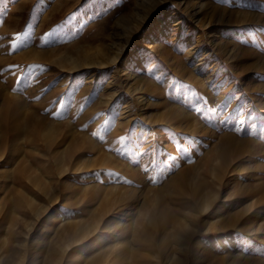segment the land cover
<instances>
[{
    "label": "rangeland",
    "instance_id": "rangeland-1",
    "mask_svg": "<svg viewBox=\"0 0 264 264\" xmlns=\"http://www.w3.org/2000/svg\"><path fill=\"white\" fill-rule=\"evenodd\" d=\"M147 1L0 0V264H167L187 227L204 264H264V0ZM226 133L250 146L220 167ZM188 167L222 178L208 211ZM244 207L254 238L204 231Z\"/></svg>",
    "mask_w": 264,
    "mask_h": 264
},
{
    "label": "bare ground",
    "instance_id": "bare-ground-1",
    "mask_svg": "<svg viewBox=\"0 0 264 264\" xmlns=\"http://www.w3.org/2000/svg\"><path fill=\"white\" fill-rule=\"evenodd\" d=\"M151 1V2H150ZM164 1L165 0H149V1H147L148 2V4L149 5H154V4H156V5H162L163 3H164ZM150 2V3H149ZM187 11V10H186ZM144 14V13H143ZM147 14V13H146ZM145 14V15H146ZM179 23V22H178ZM128 32V31H127ZM117 57V54L116 55H114L112 58H111V60H114L115 58ZM70 60V59H69ZM105 60V59H104ZM108 61V60H107ZM107 61H104V62H101V61H99L98 63L99 64H101V65H104V64H107ZM91 62H96V61H90V63ZM106 62V63H105ZM94 64V63H93ZM98 65V64H97ZM87 67V66H86ZM101 67V66H100ZM76 69V68H75ZM93 70V69H92ZM91 70V71H92ZM138 95H140V94H138ZM220 98V97H219ZM220 99H222V98H220ZM219 99V100H220ZM218 100V99H217ZM221 104V103H220ZM176 112V111H175ZM173 120V119H172ZM187 120V119H186ZM130 121V120H129ZM128 121V122H129ZM170 121V120H169ZM168 121V122H169ZM185 121V120H184ZM127 122V123H128ZM185 122H187V121H185ZM174 125H175V123L176 122H172ZM171 123V124H172ZM187 124V123H186ZM174 125H173V127H174ZM181 125V124H180ZM187 126V129H189L188 128V125H186ZM196 127V126H195ZM194 127V128H195ZM197 128V127H196ZM195 128V129H196ZM191 129V128H190ZM189 131V130H188ZM193 131V130H192ZM194 131H196V130H194ZM18 133V132H17ZM235 135V134H234ZM234 135H232V134H229V133H226V134H223V135H221V137H220V141H219V143L218 144H215V147H213V149H214V156H215V158L217 159V158H219L218 160L220 161V162H217V163H220L219 164V166L220 167H224V163H229L228 161L230 160V161H232L237 155H240L241 154V152L243 151V149H246L248 146H250V141L249 140H247V139H238L236 136H234ZM168 138V137H167ZM169 140V139H168ZM3 145H4V141H1L0 142V151H2V148H3ZM170 145V144H169ZM174 145V144H173ZM174 148V147H173ZM175 149V148H174ZM212 149V148H211ZM175 151V150H174ZM190 155V154H189ZM207 155V154H206ZM131 156V155H130ZM191 156V155H190ZM242 156V155H241ZM172 157H173V155H172ZM179 157V156H178ZM177 157V158H178ZM236 159V158H235ZM121 160V159H120ZM237 161V160H236ZM236 163V162H235ZM124 164V163H123ZM213 164V163H212ZM231 164V163H230ZM126 164H124V166H125ZM132 165V164H131ZM203 166V168H201V170H200V172H204V170H206V171H208L209 172V170H208V163H206V162H204L203 164H202ZM216 165V164H215ZM171 166V165H170ZM184 166H186V165H184ZM212 166V165H211ZM210 166V167H211ZM127 166H125V168H126ZM191 167V166H190ZM193 167V166H192ZM233 167H235V165L233 166ZM211 168H213V167H211ZM229 168V167H228ZM122 169V168H121ZM127 169H128V167H127ZM132 170V168L130 167L129 168V170ZM171 169V168H170ZM181 169V168H180ZM191 169V168H190ZM190 169H189V167L188 168H186V169H181V170H179V172H178V174L176 175V176H174L173 178H177L176 180L174 179L173 181H174V183L176 184V186H177V188H179L180 190V192H182L184 195H186V201L185 200H183V201H185V206H190V208H197V209H199L198 211H200L201 213L202 212H205V211H208L209 209V207H210V205L213 203V201H215V199L218 197V194H219V192H220V189L221 188H223V182H222V178H221V176L219 175V173H217L216 172V174H214V176H213V178H211L212 180L210 181V180H208L207 178H202L200 175V177L202 178L201 180H200V183L201 184H203L204 185V187H206V188H209V191H207V192H201V193H199V191H194V190H191V191H189V192H184V191H182L183 190V188H185L186 187V183H188V175L190 174V172L191 171H193V170H191L190 171ZM193 169H194V167H193ZM226 169V168H225ZM123 170V169H122ZM134 170V169H133ZM218 170V169H217ZM127 171V170H126ZM137 171V170H136ZM210 171H212V170H210ZM226 171V170H225ZM129 172V171H128ZM131 172H133V171H131ZM138 172V171H137ZM115 173V172H114ZM192 173V172H191ZM134 174V173H133ZM138 174V173H137ZM137 174H136V177H137ZM200 174V173H199ZM210 174H211V172H210ZM212 174V175H213ZM224 174H225V172H224ZM193 175V174H192ZM171 176H172V174H171ZM204 176V175H203ZM207 176V175H206ZM208 176H209V174H208ZM224 176V175H223ZM171 178V177H170ZM224 178V177H223ZM139 179V178H138ZM143 180V179H142ZM168 180H170V179H168ZM167 181V180H166ZM172 181V182H173ZM224 181V180H223ZM227 181V180H226ZM171 182V183H172ZM193 182V181H192ZM166 183V182H165ZM166 185V184H165ZM164 186V185H163ZM162 186V187H163ZM214 186L216 187L217 186V191H215L214 190ZM161 186H160V188H159V190H161V188H162ZM173 187V186H172ZM229 188V187H228ZM156 190V189H155ZM158 190V191H159ZM236 190V189H235ZM157 191V190H156ZM156 191H154V193H156ZM237 192V191H236ZM234 193V192H233ZM159 194V193H158ZM156 195H157V193H156ZM221 195V194H220ZM224 195V194H223ZM230 195V194H229ZM236 195V194H235ZM254 195V194H253ZM252 195V196H253ZM133 196V195H132ZM263 196V195H262ZM158 197V196H157ZM233 197V196H232ZM159 198V197H158ZM185 198V197H184ZM218 198H220V197H218ZM248 198V197H247ZM252 198V197H251ZM264 198V197H263ZM157 199V198H156ZM224 200V199H223ZM253 200V199H252ZM251 200V201H252ZM132 201V200H131ZM181 201V200H180ZM235 201V200H234ZM233 201V202H234ZM247 201V200H246ZM254 201V200H253ZM236 202V201H235ZM234 202V203H235ZM237 202H238V200H237ZM249 202V201H248ZM184 203V202H183ZM215 203H216V201H215ZM233 203V204H234ZM259 204V203H258ZM181 205H183V204H181ZM245 205H246V203H245ZM249 205V204H248ZM247 205V207H249ZM219 206V205H218ZM217 206V207H218ZM254 206V205H253ZM247 207H244V208H242V209H240V210H238V211H236V212H234V213H232V214H230L226 219H224L223 217V220H220L219 221V224L218 225H216V222H212L211 224H209V226H207L206 228H205V232H207V231H215V232H217V233H223V232H229V233H231L232 234V231L231 230H234V229H239V230H241V231H243V233H249L250 234V236L251 237H253L254 238V236L255 235H257V233H258V231H260V228L259 227H257V225L255 224V223H252V220L250 219V216L249 215H242L243 214V212L247 209ZM251 208V207H250ZM249 208V209H250ZM248 209V210H249ZM255 209V208H254ZM253 209V210H254ZM259 209V208H258ZM221 210V209H220ZM264 210V209H263ZM179 211H180V209H179ZM189 211V210H188ZM218 211V210H217ZM258 211V210H257ZM249 212H250V210H249ZM249 212H247V213H249ZM256 212V211H255ZM254 212V213H255ZM182 213V212H181ZM217 213H219V212H217ZM187 214H188V212H187ZM211 214V213H210ZM220 214V213H219ZM213 215V212H212V214L210 215V216H212ZM214 215H215V211H214ZM217 215V214H216ZM221 215V214H220ZM192 216V215H191ZM255 217V216H254ZM253 217V218H254ZM196 218V217H195ZM197 218H198V215H197ZM221 218V219H222ZM219 219V218H218ZM194 220V219H193ZM187 221V220H186ZM214 221H215V219H214ZM186 223V222H185ZM205 223V222H204ZM203 224V223H202ZM261 224V223H260ZM195 225V224H194ZM205 225H207V223L205 224ZM106 226V225H105ZM193 226V225H192ZM196 226V225H195ZM198 226V225H197ZM101 227V226H100ZM99 227V228H100ZM120 229H122V228H120ZM125 229V228H124ZM184 229V228H183ZM182 229V230H183ZM181 230V231H182ZM186 231L184 232L185 234H184V236H182L181 237V239H179V242H178V246H179V251H178V257L172 262V263H170L169 262V260L167 261V264H204V262H205V260L207 259L206 258V256H205V250L204 249H202L199 245H197V241L195 242L196 243V245L194 244V242H191V240L189 239V236L191 235V237H192V233H194V229H193V227H187L186 229H185ZM203 230V229H202ZM264 231V230H263ZM100 232H103V230H101ZM237 232V231H236ZM196 233V232H195ZM211 233V232H210ZM201 234V233H200ZM204 234V233H203ZM228 235V234H227ZM247 235V234H246ZM263 235V234H262ZM127 236V235H126ZM219 236V235H218ZM231 237V236H230ZM257 237V236H256ZM264 237V236H263ZM72 240H71V242L70 243H72V242H74V241H77V238H71ZM194 239V238H193ZM209 239V238H208ZM228 239V238H227ZM251 238H249V240H250ZM256 239V238H255ZM234 240V239H233ZM253 240V239H252ZM195 241V240H194ZM213 241H215V240H213ZM219 241V240H218ZM261 241H264V238H261ZM199 242V241H198ZM201 242V241H200ZM223 242V241H222ZM225 242V241H224ZM204 243V242H203ZM209 243H210V241H209ZM226 244V243H225ZM229 244V243H228ZM245 244V243H244ZM205 245V244H204ZM209 245V244H208ZM215 245V244H214ZM213 245V246H214ZM224 245V244H223ZM176 246V245H175ZM203 246V245H202ZM222 246V245H221ZM209 247V246H208ZM116 248V247H115ZM226 248V247H225ZM227 248H229V247H227ZM226 248V249H227ZM219 250V249H218ZM225 250V249H224ZM113 251V250H112ZM112 251H110L108 254H107V256H105L104 258H102V260H101V262H100V264H107V263H110V264H114L113 262H114V260H115V258H113L112 256H111V253H112ZM116 251V250H115ZM257 252V251H256ZM235 253V252H234ZM115 254V253H114ZM230 254V253H229ZM113 255V254H112ZM236 255V254H235ZM234 255V256H235ZM218 256H220V255H218ZM237 256V255H236ZM217 257V256H216ZM225 259H227V255H225ZM251 258H248V257H245V264H262V262H263V259H261L260 261H258V258H256V257H254L253 255H251L250 256ZM262 257V256H261ZM231 258V257H230ZM235 258H238V262L240 263V259H239V257L237 256V257H235ZM234 257H233V259H235ZM216 259V258H215ZM214 259V260H215ZM222 261H221V260ZM235 260V261H236ZM229 264L228 262L226 263L225 261H224V257H219L218 258V262H216V263H210V264ZM231 263V262H230ZM237 262H235V264H236ZM92 264V263H91ZM207 264V263H206ZM232 264V263H231Z\"/></svg>",
    "mask_w": 264,
    "mask_h": 264
},
{
    "label": "snow or ice",
    "instance_id": "snow-or-ice-1",
    "mask_svg": "<svg viewBox=\"0 0 264 264\" xmlns=\"http://www.w3.org/2000/svg\"><path fill=\"white\" fill-rule=\"evenodd\" d=\"M221 2H223V0H221ZM26 35V34H25ZM17 43H21L23 44L25 47H27V40L22 38V36L20 34H16L14 37H13V50H15L16 48V45ZM28 67H34V66H28ZM89 99H92L91 97H89ZM72 97L71 96H68L67 93H65L64 95H62L58 101H56V103H59L61 105V107H64V108H70L71 105H72ZM83 107V106H82ZM59 114V113H57ZM107 123V122H106ZM221 123H227V117H225V119L223 121H221ZM93 136H97L98 133L96 132H93L92 133ZM123 137L121 138V140L123 141ZM190 162V161H189ZM108 175H113L115 176L116 174L114 173H108ZM118 178V177H117Z\"/></svg>",
    "mask_w": 264,
    "mask_h": 264
}]
</instances>
